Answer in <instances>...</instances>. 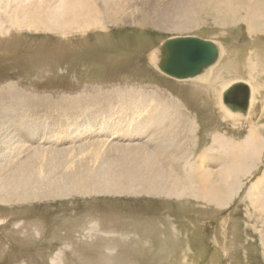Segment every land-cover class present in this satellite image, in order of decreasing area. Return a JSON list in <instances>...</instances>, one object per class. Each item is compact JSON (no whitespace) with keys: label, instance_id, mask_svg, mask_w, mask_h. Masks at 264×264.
I'll return each mask as SVG.
<instances>
[{"label":"rangeland","instance_id":"obj_1","mask_svg":"<svg viewBox=\"0 0 264 264\" xmlns=\"http://www.w3.org/2000/svg\"><path fill=\"white\" fill-rule=\"evenodd\" d=\"M141 2L117 3L122 6V23L97 18L87 31L79 29L61 35L13 28L6 17V1L0 0V23L8 29L0 32L1 191H22L11 176L17 171L14 162L25 160L23 151L36 146V132L32 129L51 134L64 117L73 118V123L79 125L83 114L89 115L85 121L89 120L90 125L96 122V114L103 116L107 124L118 121L125 125L143 112L146 99L153 104L148 106L152 113L147 118L154 115L155 109L165 112L166 108V115L171 117L167 124L161 121L157 127L159 141L167 133L171 135L167 128L172 124V132L179 131L188 142L183 149L188 147L189 151L178 152L180 160L172 151L155 159L162 170L182 180L194 170L213 171L219 186H225L223 179L233 171L237 179L232 196L215 205L197 196L199 200L192 196L155 195L142 185L120 194L85 190L68 198L1 202L0 264H264V1L225 0L226 8L218 7L216 13L207 6L197 14L201 20L181 32L156 22L153 27L138 24L140 10L156 21L160 13L155 9L164 5L171 8L174 0ZM253 3L256 13L251 11ZM178 37L200 38L220 48L209 81L214 80L213 85L171 79L150 64L148 55L154 48ZM227 82L253 87L249 94L252 107L248 102L246 113L236 112H252L251 122L236 126L230 118L224 120L226 115L219 109L216 93ZM244 94H237L241 103ZM98 103L102 106L99 109ZM132 107L137 108L129 110ZM143 117L141 114L140 119ZM72 129L76 130L74 126ZM250 131H254L257 141L248 138ZM62 132L59 128L56 135L45 136L48 143L44 147L65 151L66 155L50 159L63 163L46 165L42 159V169H26L31 174L29 182L40 184L46 180L47 184L54 178H48L52 172L91 174L98 169H116L108 165L115 162V154L109 150L81 154L80 141L87 140L80 137L74 145L65 140ZM214 136L223 138V148L213 144ZM156 141L147 135L132 140L130 145L144 142L151 147ZM245 143H251L252 149ZM206 150L209 153L201 154ZM237 154L241 156L238 166L229 169L231 157ZM203 156L206 157L200 158ZM169 165L173 168L169 169ZM184 166L195 169H181ZM199 166L203 170L196 169ZM126 168L125 165L123 169ZM259 180L262 184H256ZM229 190L226 187L227 195Z\"/></svg>","mask_w":264,"mask_h":264},{"label":"bare ground","instance_id":"obj_2","mask_svg":"<svg viewBox=\"0 0 264 264\" xmlns=\"http://www.w3.org/2000/svg\"><path fill=\"white\" fill-rule=\"evenodd\" d=\"M5 1H6L5 9H7L9 12L8 14H6V17L7 19L12 21L13 28L14 26H17L19 29L26 28V29H33L35 31L40 29L42 31H49V32L59 33L63 35V34H66L68 31L78 32L79 29L87 31L89 29L88 25H91V26L95 25L96 20L95 21L93 20L97 18L107 20L111 23L112 22L122 23L123 22L122 18H119V15H122L123 10L121 9L122 6L118 5L117 3L121 4V1H125V0H12V1L4 0V2ZM93 1H96V4ZM174 1L175 3L171 6V8L169 6L164 5L161 7H157L155 9V13H158V14L160 13L159 18L158 20L156 19V21L149 19L148 16L144 14V12H141L140 10L141 15H139V17L141 18V20L138 24H140V26L142 27L143 26L153 27V24L156 22L160 24L161 26L167 27L168 25V28L181 32L182 30L193 28L196 21L201 20L202 17L197 16V14L201 12V9H205V7L208 6L210 10L216 13L217 12L216 8L220 7L222 8V10L226 8V5L224 3L225 0H174ZM141 3L144 4V0H142ZM132 9H134V7ZM251 9H252L251 11H254L255 13L258 10L254 8V3L252 4ZM259 15H260V12H259ZM126 19L128 20V17H126ZM130 20H131L130 22L135 23V21L131 19V17H130ZM160 22H162L163 24H161ZM4 26H5L4 23L1 22L0 32L4 30V33H6L8 29L5 28ZM156 27H159V26H156ZM218 50L220 51V48ZM161 53H162L161 48L160 46H158V49L154 48L151 51V53L148 55V58H149L148 60L150 64L153 65L155 68H157V70H159L158 66L160 64L159 58L161 56ZM50 60L52 62V59ZM46 61L47 60L42 61V62L45 63ZM216 65L213 67L210 66L211 68L210 67H208L209 69L206 68V70L201 72L199 75L193 78L185 79V80L186 81L196 80V82L198 83H202V84L211 83L213 85L214 80L211 82L209 81L210 79H212L211 74H212L213 68H215ZM175 80H178V79H175ZM178 81H184V80H178ZM234 83H237V82H232V83L227 82L224 85H222L219 88V90H217L218 91L216 93L218 94L217 103L219 104L220 111L224 115L228 116L226 117L223 115L224 120L227 121L230 118L231 119L230 122L232 124L236 126L237 125L242 126L245 122H248V121L251 122L250 119L252 117V112L245 114V115L237 114L236 112H231L224 106V101H223L224 91ZM208 87H212V86L209 85ZM247 87L249 89V94L252 93L253 87L250 84L247 85ZM143 102L144 103L142 104V107H141L143 108L142 109L143 112L138 114V117L135 120H131L128 122V124H125V125H121L117 123L118 121L107 124L105 123L106 119L99 114H96V116L94 117L96 122L93 121L94 124L90 125L87 123L89 120L85 121L86 119L85 117L89 115L83 114L80 116L82 117V122L79 123V125H75V123H73V118L64 117L63 119L60 120V122L58 123L59 126L56 129L51 131L52 129L50 128L51 134L53 135H56L58 133L59 128H61L63 131L62 135L66 138L65 140L71 141L72 143L71 142L70 143L74 145H75L74 142H77L80 139V137H84L82 138V140H87V141H83V142L80 141L79 153L81 154H83V152L85 151H88L91 154H94L97 151L109 150L110 154H115L117 158L114 159L115 162L112 161L108 165L113 166L116 169H106V170L98 169V171L93 172L91 174H85L81 171L80 172L75 171L73 173L62 172L60 175H58L52 172V175H50L48 178H50L51 176H53L54 178L50 180L47 184H46V180L44 182H41L40 184L29 182V178L31 177V174H29V172H27L26 169H36L37 167L38 169H42V168H39V164L43 165V163L41 162L42 159H44L46 165L48 163L52 164L56 161L63 163L60 160H50V159H52L53 157H60V156L66 155L65 151L57 152V151H54L53 149L52 151H50L48 148L44 147L45 142L48 143V139H46L45 136L47 135L51 136V134H47L45 131L32 129L33 131L36 132V133L33 132L34 137L36 139L35 140L36 146H31V148L28 147L27 150L25 149L23 151V154L21 153V150L23 149L20 150L19 154L21 153L24 156V159L26 161L25 160L15 161L14 166H17L16 168L17 171L14 172L11 176L12 181L16 179L17 187L22 189V191L17 192V191L11 190V191L2 193L1 190H3V188L0 187V203L2 202V203L7 204L8 202H16V201H31V200H35V198H38V199H45V198H55L56 199L60 197L68 198L71 195L78 193V191L83 193V191L85 190H88L90 193H93V194L95 193L96 194H100V193L120 194L121 192L123 193V192L129 191L132 188L141 187L142 185L144 186V189L146 187L151 189V191L155 193V195L162 194V195L174 196L178 198L192 196L195 200H199L195 198L197 196L198 198H201L208 203H214L215 205L219 204L220 202L222 203L223 201H225V198L227 197L230 198V196H232L233 194V184L236 181L235 179H237V177H235L236 173L233 171L227 172L225 178L223 179V183L225 184V186L224 185L219 186L217 177L215 176V173L213 171L208 172V171L194 170V172L192 173L189 172V176H188L189 178L186 176H183V174L185 175L186 173L185 172L182 174V176L186 178H183L182 180L181 177H178L177 174L171 173V176H168L170 172L162 170V167L156 163L155 159H157L159 156L163 155L166 152L172 151L175 153L176 158L180 160L179 159L180 156H178L179 155L178 152L184 153V152L189 151L187 149L188 147L183 149L186 146L185 144L188 143L187 138H185V136L181 134H178L179 131L176 133L175 131L172 132L173 125L170 124L168 125L169 127L167 126L168 127L167 129H170L171 135H168L169 133H167V135H165L163 139L159 137L161 139L159 141L158 139L159 129H157V127L160 126L159 124H162L161 121H164L165 122L164 124H167V121L170 120L171 117L169 118L166 115L167 113L165 112H168L166 108L164 110L165 112L155 109L154 115L150 119L147 118L150 112L152 113V111L149 112V109H148L150 100L145 99ZM248 102H249V107H252L253 105L252 96L250 97V100ZM100 104L101 103H98V109L102 107ZM150 105H153V104H150ZM135 108L132 107V108H129V110L133 111ZM159 109L161 108L159 107ZM144 112H146L147 114L146 118L143 117L145 114ZM141 114L143 117L142 119H140ZM180 116L182 118L180 119L183 120L182 115ZM245 116L248 118L246 119ZM99 119H102V121H99ZM173 121L175 122V120ZM97 125L99 126L95 128ZM72 126H74L76 130L75 129L73 130ZM26 128H29V127H26ZM147 130H148V133L145 132ZM177 130L178 129H176V131ZM254 134H255L254 131H252L250 136L248 137L251 141L253 139H254L253 141H257L256 139L257 137L254 138L255 137ZM147 135H149V138L152 137V138L157 139V141L155 142L153 146L150 144L151 147H147L146 143L144 142L133 143V145H130V142L132 140L143 138ZM220 139H223V138H221L220 136H214L212 138V141H213V144L216 143V146H220L221 148H223L224 144L222 143ZM60 140L55 141L56 143L54 144H57L58 142H60ZM125 140H128L129 143H125ZM183 140L185 141L183 142ZM189 140H190V137L188 136V141ZM245 144L247 145V147L252 149L251 143H245ZM241 145L242 144H240L239 148L241 147ZM207 150L210 151L212 149L210 148ZM207 150L206 152H203V153L201 152V154L207 153L208 152ZM192 152H189V154H191ZM238 154H237L238 157H233V158L231 157L229 161V164H230L229 169H236V167L238 166L241 160L240 158L241 156L239 157L240 154L239 155ZM35 155L36 156L38 155V157H36ZM232 156L234 155L232 154ZM204 157L206 156H203L200 158H204ZM120 159H122L121 162L119 161ZM203 161L204 160L201 161L202 166H203ZM125 165L127 166V168L123 169ZM202 166H199L196 169H202L201 168ZM118 168H121V169H118ZM56 169H58V167ZM203 169H206V168L204 167ZM211 175L213 176V178L211 177ZM6 177H7V174H5L4 179H6ZM260 180L256 184H262ZM4 186L5 187L8 186L7 183H5ZM226 187L227 188L229 187L232 190V191L229 190L228 195H227ZM255 189L256 188H254V190ZM256 194L260 196V193H256ZM256 194H253V196H255ZM13 199H16V200L13 201Z\"/></svg>","mask_w":264,"mask_h":264},{"label":"water","instance_id":"obj_3","mask_svg":"<svg viewBox=\"0 0 264 264\" xmlns=\"http://www.w3.org/2000/svg\"><path fill=\"white\" fill-rule=\"evenodd\" d=\"M159 71L172 79L193 78L213 65L219 57V48L211 41L196 37H178L164 41L161 45ZM244 91V101L237 100V93ZM224 106L232 112L246 113L249 89L237 82L223 93Z\"/></svg>","mask_w":264,"mask_h":264},{"label":"crops","instance_id":"obj_4","mask_svg":"<svg viewBox=\"0 0 264 264\" xmlns=\"http://www.w3.org/2000/svg\"><path fill=\"white\" fill-rule=\"evenodd\" d=\"M191 165H193V164H191ZM168 168H169V169H172L173 166L169 165ZM184 168H185V166H184L183 168H181V169H184ZM188 168L192 169L193 167H192V166H189V167H186L185 169H188Z\"/></svg>","mask_w":264,"mask_h":264}]
</instances>
